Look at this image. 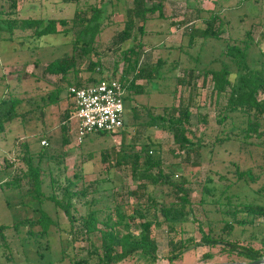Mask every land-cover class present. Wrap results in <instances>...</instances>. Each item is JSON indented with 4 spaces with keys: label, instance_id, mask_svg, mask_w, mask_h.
I'll return each mask as SVG.
<instances>
[{
    "label": "rangeland",
    "instance_id": "374dc122",
    "mask_svg": "<svg viewBox=\"0 0 264 264\" xmlns=\"http://www.w3.org/2000/svg\"><path fill=\"white\" fill-rule=\"evenodd\" d=\"M131 1L0 0V10H12V16L20 18L27 16L66 17L70 19L66 26H71V18L77 7L84 9L92 3L97 5L106 3L108 8L103 21L104 26L97 36L94 51L90 53L89 58L84 57L79 64L78 74L83 77L89 75L86 68L88 60L92 59L98 60L104 66L102 76H112L115 68L113 76L118 77L124 65L122 49L133 43L131 38L123 42L116 39L117 33L123 27V20L126 17L125 9L132 4ZM147 1L149 3L161 1L162 14L158 15V11L152 13L145 22L142 35L134 28L133 32H136L144 43L140 60L141 63H152L159 57L164 62L159 70L160 76L149 82L144 78L136 80L137 83L145 85L143 91L135 93L124 90L123 115L126 123L115 132L108 134L90 133L79 143L74 141L69 128V140L63 143L60 119L65 108H69L72 104L71 99L65 96L67 85L65 86L63 82L65 90L62 92V99L47 107L42 116L33 117L28 114L16 117L4 124L5 127L0 132V166L4 164V157L13 158L15 156L13 152H16L15 148L22 138L27 139L32 151L38 150L42 144L41 140L45 139L47 143H43L44 146L50 145V150L55 154L61 150H66L67 154L60 164L51 161L53 186L51 188L47 175L43 190L46 193L53 191L60 196L61 186L68 178L75 181L71 186L73 190L86 186L84 195L76 194L71 197L76 217L86 212L90 206L89 201L93 197L95 201L92 206L104 208L106 206L110 212L112 211L114 218V204H125V208L129 210L136 204L137 197L130 191L135 189L138 182L132 178L127 162L115 163L117 156L122 151H129L130 145L139 149L151 137L156 142L151 147L152 153L161 157L164 165H168L167 169L171 167L175 173H181L187 178L192 201L190 213L182 221L171 223L162 221L160 224L152 225L151 233L158 247L155 259H147L140 253H133L114 264H247V259L239 254L238 250H241L242 246L263 249L264 215L253 218L252 215L237 213V217H246L251 221L243 225L234 224L231 234L227 236L228 239L235 241L234 249H229L228 246L225 247L226 245L223 247L221 242L215 245H193L189 243V239L195 241L200 239L199 221L203 223L204 230L208 229V225H212V234L220 237L225 220L232 219L230 214L224 213V207H220L211 198L217 195L223 183L234 180V169L237 165L240 168L249 167L257 177L249 185L240 183L231 187L229 191L239 193L240 200L264 202V133L261 137H251V141L241 148H238L235 139L216 142L215 138L224 136L226 132L232 135L241 134V129L245 127L247 120L245 114L236 110L230 112V116L226 119L219 120L222 106L226 102V95L222 94L217 98L212 89L210 77L204 78L202 73L200 74L195 69L194 87L192 84H182L180 79L187 78L186 68L196 64L194 58L198 55H200L198 67L212 58H214L215 66L219 65L221 59L228 60L226 56L219 55L223 47L220 39H203L201 33L205 25L203 18L211 10H222L225 29L220 34L221 38L232 37L230 40L236 38L240 41V38L244 37L243 30L250 27L254 39V43L249 47L250 59L255 62L262 61L264 59V0ZM190 22L194 24V27L192 41L188 44L189 36L185 31ZM71 28L67 33H46L35 38L27 35L28 30L21 31L16 28L12 33V40L0 37V96L8 94V89L15 85L18 77L20 92L25 89L34 92L36 87L41 92H46L59 83L58 75L49 74L40 78L36 75L41 74V67L48 60L59 56L65 50H70L72 39L79 27ZM6 34V30L0 32L1 36ZM201 44L203 46H200ZM178 59L179 62L176 63L175 60ZM35 60L39 61L36 66L33 65ZM184 72H187L185 77ZM188 92L193 93L189 103L190 128L193 134H188L194 141L200 137L203 143V146L199 148L201 158L197 163L183 159L184 154L172 141L171 132L144 123L148 117L145 113L147 109L154 113L161 112L164 105H177L183 98L187 100ZM257 96L264 99V91H259ZM27 106L24 104V108ZM134 112L137 114L136 117L133 115ZM201 114L205 117H199ZM261 129L264 132V124ZM43 131L46 136H41ZM19 166L25 167L22 161L17 160L14 165L6 167L5 171L16 175L19 172ZM76 172L79 173V177L75 176ZM208 174L212 175L217 186L216 194H208L207 200L202 203L199 202L201 184ZM220 176L224 177L220 178ZM18 178L20 187L0 185V222L12 223L24 215L38 214V200H33L24 194L27 187L26 179L21 176V173H18ZM260 186L259 193L257 190ZM148 190L157 195L158 201L161 197L166 201L174 198L173 191L165 185L149 184ZM144 204L146 205V200L143 198L142 205ZM46 209L55 223L50 225L45 234L32 236L26 232L29 226L25 224L19 229L12 226L4 229L8 248L0 247V264H72L75 255L83 254L87 241L79 237L80 233L76 239H73L69 219L63 211L54 210L50 204ZM104 213L105 209L101 213V218ZM192 215L195 216L196 221ZM129 220L131 229L137 234V223L140 219L135 217ZM78 223L79 219H76L74 226ZM169 225H172L173 229H170ZM37 226V224L32 225L30 230H35ZM119 228L124 230L122 226ZM170 238H173L174 242L182 241L187 244L182 249H173ZM92 239L99 245V232L92 234ZM7 253L11 258L7 257Z\"/></svg>",
    "mask_w": 264,
    "mask_h": 264
},
{
    "label": "trees",
    "instance_id": "16d2710c",
    "mask_svg": "<svg viewBox=\"0 0 264 264\" xmlns=\"http://www.w3.org/2000/svg\"><path fill=\"white\" fill-rule=\"evenodd\" d=\"M64 1L76 2L78 0ZM131 2L132 4L125 9L126 17L123 20V27L116 35V39L123 42L131 38L133 43L122 49L124 65L117 78L125 90L140 93L145 85L137 83L136 80L144 78L149 82L160 76L159 70L164 60L158 57L152 63H141L140 59L144 50V43L137 36V33L133 31L136 28L138 33L142 35L145 22L151 17L152 13L158 11V15L162 14V3L161 1L149 3L147 0H132ZM107 8L106 3L101 5L92 3L84 9L77 7L71 18V26H66L70 20L66 17L57 18L52 16L43 18L27 16L20 18L12 16V10H0V32L2 30L7 32L5 36L0 35V37L8 40L13 39L12 33H14L13 31L16 28L21 31L28 30L27 35L35 38L46 33H67L72 29L71 27H79L74 39H72L70 50H65L59 56L48 60L41 67V74L36 75L37 78L46 77L49 74L58 75L59 83L46 92H41L37 87L33 90L34 92L27 89L20 92L18 89L20 84L18 77L15 85L8 89V94L0 96V132L3 131L6 122L16 117H23L28 114L33 117L42 116L47 107L58 103L62 99V92L65 90L66 85L65 96L70 99L69 85L83 86L95 83L104 77L102 73L105 68L98 60H88L86 69L89 75L87 77L79 75L78 72L80 70L79 64L83 58H89L90 53L94 51L97 36L104 26L103 21ZM221 11V9L211 10L203 18L205 25L201 33L204 40L209 38L220 39L223 47L219 55L226 56L228 60L221 59L219 65L215 66L213 63L214 58H212L204 65L198 67L197 64L200 62V55H198L194 58L196 64L186 66L188 74L184 72L183 76L185 77L187 74V78H181L180 81L184 85L192 84L194 87V71L197 69L204 78L210 77L212 89L215 91L217 98L222 94L226 95V102L222 106L219 120L226 119L230 116V112L236 110L245 114L247 120L245 127L241 129V134L232 135L226 132L224 136L215 138L216 142L235 139L237 140L238 148H241L251 141V137H261L264 133L261 129L264 124V99L257 96L259 91H264V59L260 62L250 59L249 47L254 43L250 27L243 30L244 37L240 38V41H237L236 38L230 40L232 37L221 38L220 34L225 29V21L222 18ZM197 13L200 15L198 10ZM193 27L194 24L190 22L186 28L187 31H185L189 36L188 44L191 43L193 38ZM200 46H203V44ZM175 62H179V59L175 60ZM38 64V60L33 62L34 66ZM115 71L116 69L114 68L113 75ZM30 74L32 75L33 72L31 71ZM63 82H65V86L62 84ZM192 95V92H188L187 100L183 98L177 105H164L161 112L154 113L147 109L145 113H147L148 117L144 123L171 132L172 141L184 154L183 159L197 163L199 158H201L199 148L203 146V143L200 137H197V141H194L188 134H193V130L190 128L191 111L189 108ZM24 104L28 106L24 108ZM72 108L73 104L69 108H65L64 114L60 119L63 143L69 140L70 126L68 118ZM133 115L136 117V112ZM199 117L203 118L205 115L201 114ZM124 123L126 122L124 121ZM95 133L108 134L110 132L99 131ZM41 136H46L45 131L42 132ZM155 143L150 137L149 141L144 142L139 149H135L134 145H130L129 151H122L118 154L115 163L127 162L130 166L132 178L138 181L135 189L130 191L137 197V201L134 206H131L130 210L125 208V204H114L113 218L112 211L110 212V209L106 206L105 208L92 206L93 201H95L93 197L89 201L90 206L86 212L76 217L73 212L74 206L71 203V197L76 194L84 195L86 186L79 190H73L71 186H73L75 181L68 178H66L65 184L61 186L60 196L53 191L46 193L42 188L45 177L49 176L51 188L54 181L51 175L52 168L50 163L51 161H55L58 164L62 163L67 151L61 150L55 154L50 150V145L44 146V144H41L38 150L32 151L27 139L22 138L19 140L15 148L16 152H13L15 156L13 158H3L4 164L0 166V185L20 187L18 173H21V176L25 177L27 184L24 194L30 196L33 200H38L39 211H37V215H24L12 223L0 222V247L8 248L4 229L9 226L19 229L20 226L25 224L29 226L26 232L30 235L45 234L50 225L55 223V220L46 209L47 205L50 204L54 210H62L69 219L73 239H76L80 233L81 236L79 237L87 241L83 254L75 255L72 264H114L133 255V253H140L147 259H155L158 247L151 233L152 225L160 224L162 221L171 223L172 221L186 219V215L190 213V204L192 202L187 178L181 173H175L171 167L167 169L168 165H164L161 157L152 153L151 147ZM102 157H105L104 153ZM17 160L22 161L25 167L19 166V172L16 175H11L10 171H5L6 167L14 165ZM75 176L79 177V173L76 172ZM234 176V180L223 183L218 189L217 195L211 198L220 207H224L223 211L225 214L232 216V219L225 220L221 228L222 234L220 237L212 234V225H208V229L204 230L203 223L199 221L200 239L197 241L189 239V243L193 245H215L221 242L223 247L226 245L225 247L228 246L229 249H234L236 247L235 241L227 237L231 234L234 224L243 225L245 222L251 221V219L247 220L246 217H237V213L242 212L244 215H252L253 218L264 215V202L240 200L239 193L229 191L231 187L233 188L240 183L241 185L244 183L249 185L251 181L256 180L257 175L249 167L240 168L237 165L234 169ZM223 177L220 176V178ZM149 184L169 187L174 193V198L166 201L161 197L158 201L157 195L153 191L148 190ZM201 185L199 202L203 203L207 200L208 194H216L217 186L211 174L206 176ZM260 189L261 186L257 190L259 193ZM143 198L146 200V205H142ZM104 209L105 213L103 218H101V213ZM135 217L140 219L137 223V234L131 229L129 222V219ZM192 218L196 221L194 215H192ZM76 219H79V223L74 226ZM34 224L38 225L37 228L30 230V227ZM119 226H122L124 230H121ZM169 227L173 229L172 225H169ZM95 232H99V245L92 239V234ZM169 241L173 245V249H182L187 244L182 241L174 242L173 238H170ZM238 253L247 259V264H252V261L264 257V242L262 250L254 249L252 246H242ZM7 257L11 258L9 253H7Z\"/></svg>",
    "mask_w": 264,
    "mask_h": 264
},
{
    "label": "built area",
    "instance_id": "2783aa9c",
    "mask_svg": "<svg viewBox=\"0 0 264 264\" xmlns=\"http://www.w3.org/2000/svg\"><path fill=\"white\" fill-rule=\"evenodd\" d=\"M124 87L117 77L107 76L83 86L69 85L73 108L69 128L76 143L99 131L115 132L124 123ZM42 144L47 143L45 139Z\"/></svg>",
    "mask_w": 264,
    "mask_h": 264
},
{
    "label": "water",
    "instance_id": "95a60500",
    "mask_svg": "<svg viewBox=\"0 0 264 264\" xmlns=\"http://www.w3.org/2000/svg\"><path fill=\"white\" fill-rule=\"evenodd\" d=\"M251 263L253 264H264V257L263 258H259V259H256L254 261H252Z\"/></svg>",
    "mask_w": 264,
    "mask_h": 264
}]
</instances>
